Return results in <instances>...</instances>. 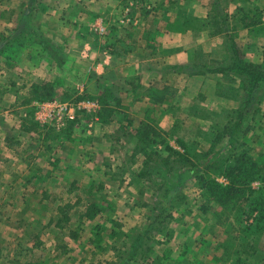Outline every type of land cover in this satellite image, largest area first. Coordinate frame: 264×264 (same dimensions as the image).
<instances>
[{
    "label": "rangeland",
    "instance_id": "374dc122",
    "mask_svg": "<svg viewBox=\"0 0 264 264\" xmlns=\"http://www.w3.org/2000/svg\"><path fill=\"white\" fill-rule=\"evenodd\" d=\"M244 13L260 23L246 31ZM146 25L163 46L148 58L158 63L153 77L134 66L78 87L83 69L64 60L65 87L38 46L51 37L78 57L79 35L104 51L109 35L132 32L139 51ZM200 42L212 47L204 69L226 67L234 44L264 70V0H0V264H264V212L255 223L250 211L255 202L264 208V181L252 184L262 187L260 198L250 196L236 212L207 202L199 178L223 181L221 166L242 152L264 176V82L247 102L239 75L183 70L198 50L178 63L170 58L171 47L183 53ZM213 50L217 64L209 63ZM45 81L52 99L34 87ZM153 87L162 101L149 98ZM105 88L114 111L101 122L96 98ZM145 125L155 130L149 144L137 134ZM181 144L187 154L165 166V145L183 152ZM161 167L170 181L155 173ZM91 204L101 210L88 220ZM97 225L98 243L91 242Z\"/></svg>",
    "mask_w": 264,
    "mask_h": 264
},
{
    "label": "trees",
    "instance_id": "16d2710c",
    "mask_svg": "<svg viewBox=\"0 0 264 264\" xmlns=\"http://www.w3.org/2000/svg\"><path fill=\"white\" fill-rule=\"evenodd\" d=\"M240 22L242 24L243 28H250L252 26H255L260 23V19L255 18L249 13H244L241 15ZM231 52L228 58V61L226 63V67H207V72H223L229 71L231 73L239 75L244 81L247 82V88L248 93L246 92V100L247 102L250 100L251 91L254 89H257L261 83L264 82V70L261 69V67L257 64L250 63L246 59H244V55L240 54V50L234 45H230ZM213 63L217 64L218 62L214 61ZM205 71V72H206ZM34 87L36 88V91L39 89H42L40 92V95L44 96L41 99H52V92L54 90V86L50 82H43L42 84H34ZM38 88V89H37ZM112 93L109 89L105 88L98 96L97 103L99 105L96 115L97 119H99L101 122H106L108 115L111 114L114 109L110 107L108 103V99L111 97ZM158 95L157 88L153 87L150 90L149 98L154 101H162L163 98H157ZM225 96V95H224ZM226 98H229L230 96L226 95ZM89 99H93L88 97ZM87 98V99H88ZM83 99L79 96L78 100ZM155 130L152 126L145 125V127H140L137 130L138 138L139 140H145L148 144L153 142L154 140L151 139L149 134H154ZM182 148L184 149L183 152H181L179 149H176L170 145H165V149L168 151L167 156L164 157L163 163L166 166L167 163H169L171 157L173 155L177 156H185L187 153L186 146L181 144ZM134 150L137 152L143 151V148L135 147ZM134 151V152H135ZM151 153V152H149ZM154 156L156 154L154 153ZM155 173L161 177L163 181H170L169 176L167 175V169L166 168H153ZM163 170V171H162ZM166 171V172H165ZM161 173V174H160ZM184 173V172H183ZM180 173L177 178V185L181 183L182 174ZM186 173H190L195 175L196 170H188ZM218 175L223 178V181H219L216 178H204L203 176H199V178L202 180V187H203V195L204 199L208 201H211L217 205H219L222 209H228L230 211L234 210L237 212L236 205L238 209H242V202H245L249 199L250 196L253 197V199H259L260 195L262 193L261 188L255 189L252 184L253 182L259 180L264 181V176L261 174V168L260 164L256 163L255 161L251 160L250 157H247L246 152H242L241 154H238L237 156H234L233 162L230 164H224L221 166L220 171L218 172ZM140 176V175H139ZM175 185L174 187H176ZM173 187V185H170ZM67 208L71 207L69 205H65ZM203 211L208 210L207 206L203 204V207H201ZM59 212L62 211V208L58 209ZM100 207L97 205H89L85 212V217L88 220L94 219L97 213L100 212ZM252 212H257V216H255V223H259L263 216L264 208H261V204L258 202H255L254 206L251 208ZM66 217V216H65ZM109 222L113 225H118L119 222L115 219H109ZM57 225L60 226V221L57 222ZM95 237L92 241L99 242L101 240V234H100V226L97 225L95 229ZM116 229H112L110 231V235H116L117 232Z\"/></svg>",
    "mask_w": 264,
    "mask_h": 264
},
{
    "label": "crops",
    "instance_id": "0c3cea01",
    "mask_svg": "<svg viewBox=\"0 0 264 264\" xmlns=\"http://www.w3.org/2000/svg\"><path fill=\"white\" fill-rule=\"evenodd\" d=\"M80 15H81V12L79 13V16H77L76 20H79V26H81V27H79V30H80V28L82 30H84L85 27H88V26L85 24L84 20L82 19V17H80ZM97 19L98 18L95 17L94 21H96ZM250 29H253V27H250ZM198 31L204 32L208 36L206 30L203 29V30H198ZM246 31H247V29H246ZM143 32H145V33L140 34V37H141L140 39L142 40V38H143V41H141L139 51H136V46H133L130 43V41H132L134 38L133 37L134 34H132V32H127V34L123 35V38H125V42H123V44L120 42V40L122 41V39H123V38H121V35H117L116 33L109 35L108 36L109 44L107 45V48L104 51L100 48V46H101L100 42L97 43L95 40H90L89 38H85V37H82L79 35L77 42L79 44L80 49H82V50L79 53L76 52L78 57L75 55L73 56V55H69L68 53H66L65 45L62 42L61 43L58 42L59 44L58 43H55V44L51 43V41H52L51 37L46 39L47 41H49L50 45L49 44H42V45H38V46H39L40 50H42V53H44L45 57L46 56L49 57V60L51 62V63L49 62L51 64L49 68L50 69L54 68V70L59 74L61 81L63 79L62 83L65 87H66V84L69 82L68 81V68L65 67V63L67 61L70 62L71 60H74L75 62H77V66L79 64V69L80 70L83 69L81 74H79V76L77 78H75L76 81H79L78 87H81V86L85 85L86 83H88L89 81L94 80V79L96 81L97 80L103 81L106 77H108V75L113 74L111 72V70L115 71V73H119L118 75H121L122 73L129 72V70L134 68V66H135V69L139 70L140 73H146L147 76H148V74H150V75L152 74L151 75L152 77H153V74L157 75L158 69H159L158 63H156V62L151 63L150 61H148V58L151 56L154 59H156L155 55H154L155 52H157L158 49L160 50L163 46H161V44H160L161 40L157 39L156 35L154 34V31L149 30V28H147V25L144 26ZM196 33H197V31H196ZM193 34H195V33H193ZM226 35L227 34H225L224 39L222 41L224 44L226 43V40H228L227 39L228 35H227V37H226ZM55 36H58V34H56ZM211 38H213V37H211ZM58 40L60 41L63 39L61 37ZM64 40L66 41V38ZM153 41L154 42L156 41V42L154 43ZM218 48L220 49V44L218 45ZM51 49H53L54 51H58L59 56L57 54H54L55 52H53ZM148 49L153 50V52H150V55H148L146 53V51H148ZM174 49H177L178 52L174 53ZM193 49L195 51L198 50V53L201 56L200 58H198V61H194V60L191 61V59L187 58V56H189V58H190L191 54L193 55ZM210 49L206 50L204 48L203 44L200 42L194 48L182 49L183 53H181V50L180 49L178 50V44H177L175 47H171V50H173V51L171 53L170 58L175 60V63H178L180 61V59H182V58L184 59V57H186L187 59H185L184 63H186V61H187V64H186L187 66L183 67L184 71L191 72L192 74L194 72H199V71H200V73H207L206 69H204L203 66L206 65L208 62L205 58H202V57L205 56L204 52L210 51ZM191 51H192V53H191ZM216 52L217 51L213 50L211 53H207V56L210 57L209 63L216 61V60H212V59H217V58H213L214 55L215 56L217 55V54H215ZM69 56L73 57V59L70 58ZM151 57H150V60L152 61ZM32 59H33V57H32ZM64 60H65V63H64ZM134 60H136V61H134ZM33 61H34V59H33ZM86 62L89 65L86 64ZM34 63H36V62H34ZM170 64H173V62L171 61ZM167 65L169 66V64H167ZM201 65H203V66H201ZM168 66H166V67H168ZM151 68H152V70H151ZM167 70L168 71L173 70V67L169 66V68ZM164 75H166V74H164ZM62 76H63V78H62Z\"/></svg>",
    "mask_w": 264,
    "mask_h": 264
},
{
    "label": "built area",
    "instance_id": "2783aa9c",
    "mask_svg": "<svg viewBox=\"0 0 264 264\" xmlns=\"http://www.w3.org/2000/svg\"><path fill=\"white\" fill-rule=\"evenodd\" d=\"M44 103H42V105H43ZM56 104V103H55ZM54 103H50V106H49V108L51 107V106H53V105H55ZM43 107V106H42ZM40 108H41V106H40Z\"/></svg>",
    "mask_w": 264,
    "mask_h": 264
}]
</instances>
